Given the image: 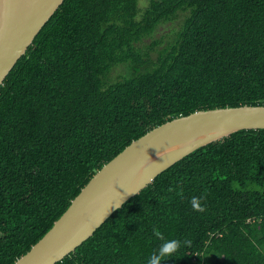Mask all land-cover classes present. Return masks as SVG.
Listing matches in <instances>:
<instances>
[{
    "label": "trees",
    "instance_id": "16d2710c",
    "mask_svg": "<svg viewBox=\"0 0 264 264\" xmlns=\"http://www.w3.org/2000/svg\"><path fill=\"white\" fill-rule=\"evenodd\" d=\"M139 1L64 0L0 86V264L153 128L264 105V0ZM173 239L160 264H264L263 129L184 157L56 264H147Z\"/></svg>",
    "mask_w": 264,
    "mask_h": 264
},
{
    "label": "water",
    "instance_id": "95a60500",
    "mask_svg": "<svg viewBox=\"0 0 264 264\" xmlns=\"http://www.w3.org/2000/svg\"><path fill=\"white\" fill-rule=\"evenodd\" d=\"M64 0H0V86ZM264 130V105L197 111L131 142L105 164L51 229L14 264H56L130 198L194 151L242 130Z\"/></svg>",
    "mask_w": 264,
    "mask_h": 264
},
{
    "label": "clouds",
    "instance_id": "9594fccd",
    "mask_svg": "<svg viewBox=\"0 0 264 264\" xmlns=\"http://www.w3.org/2000/svg\"><path fill=\"white\" fill-rule=\"evenodd\" d=\"M195 206V200H194ZM203 209H201L202 211ZM185 244L190 243L189 241H184ZM181 245V241L179 240H170L163 243L157 252H155L152 256L148 258L147 264H160V261L163 258L170 256L174 253Z\"/></svg>",
    "mask_w": 264,
    "mask_h": 264
},
{
    "label": "rangeland",
    "instance_id": "374dc122",
    "mask_svg": "<svg viewBox=\"0 0 264 264\" xmlns=\"http://www.w3.org/2000/svg\"><path fill=\"white\" fill-rule=\"evenodd\" d=\"M139 3H140V7L143 8L147 5L148 0H140Z\"/></svg>",
    "mask_w": 264,
    "mask_h": 264
}]
</instances>
